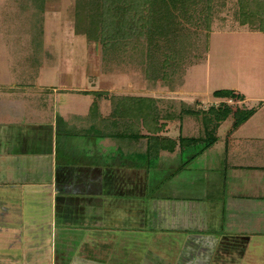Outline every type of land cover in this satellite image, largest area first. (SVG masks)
I'll list each match as a JSON object with an SVG mask.
<instances>
[{
  "label": "rangeland",
  "instance_id": "rangeland-1",
  "mask_svg": "<svg viewBox=\"0 0 264 264\" xmlns=\"http://www.w3.org/2000/svg\"><path fill=\"white\" fill-rule=\"evenodd\" d=\"M6 2L7 0H4V4ZM37 6L32 10L39 9ZM238 9V0H214L210 10L200 7L192 21L183 22L182 31L189 33L191 38L197 39V54L205 58L208 56V65L203 62L198 63L200 61L196 60L197 64L194 66L189 62L182 66V72L185 71L184 84L186 81V87L192 94L173 95L166 91L169 89L160 87L145 89L144 73L141 72L138 62H132L131 65L129 62L120 63L118 59L116 61L104 59L101 60L102 71L108 76L112 72L116 73L114 80L117 91L104 92L101 101L119 105L122 114L116 115L115 125H109L108 119L104 116L101 117L99 129L89 125L92 117L88 111V98L69 94L66 98L69 103L67 106L61 104L60 96L54 106L52 99L48 100L46 98L48 95L43 93L36 101L26 98V101L20 100L18 108L16 106L14 110H7L9 114H19L20 120L26 117L31 124L38 122L43 124L42 129L34 130V125L19 123L10 126L11 128L6 130L8 133L0 128L2 138H8V134L12 136V140L8 138L7 143L15 146L16 151L20 153L23 143L26 142L19 138L21 133L39 137V140L28 143L30 152L38 153L42 149L47 153L52 149L53 144L57 150V156L54 158V163H57L55 167L52 162L54 159L44 156L35 158L31 153L26 166L30 167L31 163L33 164L32 173L30 171L28 174L20 165H14L11 173L19 181L18 184L21 180L32 178L50 181L52 170L60 172L67 163H65L66 159L71 162L70 166H76L74 160L81 159L107 162L109 160L112 164H118L126 159L132 162L130 167L136 172L132 173L131 181L127 183L128 186L131 185V191L126 188L124 200L119 197L116 199V202H119L115 205L116 214H125L128 217L125 220L115 219L114 222H109V225L122 227L116 232H98L102 238L99 244H96L98 240L96 233L88 230L91 229L90 227L84 231L64 229L61 226L63 223L61 215L54 216L51 220L49 210L51 199L47 187L38 186L37 193L26 195V192H29L26 188L16 189L18 190L16 192L11 187L12 184L6 185V193L12 196L10 198L12 204L8 202L0 204V264H39L42 261L48 264H179V262L205 264V260L210 255L209 251L206 252L205 248L199 247L194 257H191L193 254L188 253L187 249V252L182 254L187 243L191 241L195 245H202V237H210L219 243L225 238L226 242L230 243L234 238V235L230 234L235 232L241 233L240 238H236L239 246L232 245V249L227 250L229 252H223V260L218 264H238L239 258L240 264H264L263 195L259 194L257 188L243 184L238 190L233 189L242 198L230 199L232 198L230 173L225 165L228 156H226V144L232 135H234L233 143L238 150H245L247 147L250 149L252 146L259 150L257 146L264 144L261 141H254V144L253 141H240L242 137L250 134L251 130L259 129L264 118V33L250 32L252 30L250 26L240 25ZM3 12L4 16L0 18V34L3 32V37L0 35V73L4 71L5 73L0 75V88L7 85L37 87L39 84L51 89L59 84L78 86L86 79L84 72L88 60L86 55L79 53V50L73 51L75 53L71 56L56 55L51 59L47 57L42 60L39 52L42 47L41 51L45 50L44 42L48 40L42 38L41 27L44 26V18L41 13L34 23H30L29 28L11 29L7 11L3 10ZM29 13L33 14V12ZM10 31H12L11 37H8L6 33ZM187 42L186 45L191 46L186 48L190 50L195 42L190 39ZM144 45L146 46V43ZM206 50L209 53L204 54ZM184 51L185 49L180 52L181 58ZM92 79L94 78L89 77L86 80L91 82ZM90 82L84 86L90 87ZM218 90H231L250 98L251 100L245 104H241L238 99L228 101V104L234 110L240 108L255 110V113L260 111L257 114L259 117H256L258 121L256 119L253 125L248 123L243 130L236 131L238 127L235 126V129V120L231 116L213 134V132L207 133L203 119L199 116H184L182 121L172 122L164 119L166 124L162 131L164 135L175 137L181 131L186 139L202 140L189 147L184 146L180 158L174 162L169 160L171 158L169 155L168 159H165L164 167L161 166L157 153L155 155L149 153L147 139H141L138 144L125 140L121 145L127 149L123 151L122 148L111 147L110 144L109 148L103 147L102 142H95L98 141L96 138L94 142L99 144L98 150H94L96 152L87 150L88 144L93 142L86 141L85 147H83L85 144H82V147L80 145L81 159L77 157L78 153L74 148L70 153L67 150L66 140L77 131L86 135L87 133L106 134V137L110 136L113 141H118L117 137L130 138L128 135L134 132L132 120H135L134 123L140 122L134 116L122 117L123 113L135 106L130 99L132 96L156 98L161 100L159 106L162 101L183 99L190 106L194 105L202 110L214 105L218 106L224 101L213 96ZM30 91H33L32 88ZM120 92L122 94L115 96ZM113 96L119 98L112 99ZM79 101L85 104L84 107L81 105L80 109H83L80 114H86L88 117L85 116L80 120L81 123L77 128H72L73 126L67 123L68 116H65L64 111L72 113L71 110L79 106ZM53 107L56 114L52 127ZM1 109L3 111L2 107ZM82 125H85V130L80 129ZM143 133L146 134L147 131L143 130ZM66 134L70 136L68 139ZM127 143H130L129 147L126 146ZM206 143L212 144L214 148L211 150L210 147L206 148ZM104 149L108 154L102 152H105ZM122 153L126 156H121ZM229 156L228 161L231 163L234 159L231 157L232 154ZM4 169L1 166L0 179L7 177ZM20 190L25 193V198L38 202L40 210L30 207V204H19L18 199L23 194ZM0 191H3L1 186ZM5 200L8 201V198ZM24 210L25 215L37 213L41 221L32 220L28 227H25L22 226L24 223L22 220L16 221L11 218L5 220L6 217L2 216L4 213L14 214L16 217V214L21 215ZM29 221L27 218V222ZM5 222L9 224L6 225ZM106 224L108 223L105 222L104 225ZM191 224L193 227H190ZM243 246H247L244 254L241 251V248L245 249ZM69 247L73 250L68 249ZM211 264L215 262L211 261Z\"/></svg>",
  "mask_w": 264,
  "mask_h": 264
},
{
  "label": "crops",
  "instance_id": "crops-1",
  "mask_svg": "<svg viewBox=\"0 0 264 264\" xmlns=\"http://www.w3.org/2000/svg\"><path fill=\"white\" fill-rule=\"evenodd\" d=\"M8 2V4H7ZM6 4H4V0H0V18L4 16L3 10L7 11L6 13L7 18L10 20V28L11 29H23V28H29L30 23H34L37 19L39 13L43 15L44 18V26L41 27L42 31V38L43 40H48V42H44L46 44L45 50H40L39 54L41 55L42 60L44 61L45 58L49 57V59L55 57L56 55H67L71 56V54H74L73 51H80L82 55H86L88 63L86 64V71L84 72V76L86 79L89 77L94 78L91 80H83L78 86L76 84L67 86V84H59L56 87L47 88L45 86H41L38 84L37 87H23L21 85H7L5 87L0 88V128L1 130L4 129L6 133L7 129H10L12 125H34V130L36 129H42L43 124L41 122H38L37 124H31L28 122V119L24 117V119L20 120V115H15L14 113L9 114L7 110H14V108L19 107L20 100L26 101V98H30L33 101H36L40 94L46 93L48 97H46L48 100L52 99L53 105L56 104L57 98L59 96L61 97V104H65L67 106L68 100L67 94L70 96H80L88 98L89 100V106L88 111H90V115L92 117V120L89 125L92 127H96L99 129V126L101 124L100 120L101 117H106L108 119V124L115 125L116 122V114L117 109H119V105L117 103H112L109 101L102 100L101 98L96 97L95 95L91 94L93 92H114L116 93V82L114 80V75L116 73H111L110 76L107 75V73H104L102 71V64H101V52L98 44H90L88 40L83 37L79 36L75 32V7H76V0H7ZM4 4V6H2ZM38 4V6H37ZM37 6L36 11H33ZM5 8V9H4ZM36 9V8H35ZM29 12H33L31 15ZM26 14V15H25ZM53 25V27H52ZM11 32L6 33L9 35L8 37H11ZM3 37V32L0 34ZM78 37V38H77ZM82 37V38H79ZM73 45V46H72ZM8 46V45H7ZM65 50L67 52L65 53ZM133 50H129L130 53ZM120 52H118L119 54ZM136 54L140 56L139 58H146L147 53V47L142 50L140 49L139 52H135ZM209 53V51H208ZM116 54V53H115ZM117 55V54H116ZM120 55V54H119ZM120 59L116 56L115 58H112V60ZM127 60V59H126ZM208 65V56L206 57L205 63ZM5 73V71L3 72ZM3 73H0L2 75ZM7 76V74L5 75ZM90 84V87L84 86L86 83ZM145 89H148V86L145 84ZM30 88H32L33 91H30ZM163 89V88H162ZM166 89V88H164ZM122 92L124 91L121 90ZM170 94L173 95H187L192 94L186 87V81L185 84L182 87H179L175 91L166 90ZM32 92V93H31ZM238 93V92H236ZM122 94L121 92L116 95ZM242 95V93H238ZM244 97V100L241 101V104H245L247 101L251 100L250 98L246 97L244 94L242 95ZM42 97V96H41ZM119 97V96H118ZM41 99V98H40ZM177 99V98H175ZM87 100V101H88ZM183 100V99H180ZM30 101V100H29ZM185 101V100H183ZM94 102L98 104V110L93 105ZM161 103V101H160ZM79 106H77V109H72V113H68L67 110L64 111L65 116L67 118V123L73 126L72 128H77V125H79L86 114H80V111H82L81 105L83 107L85 104H82V101H79ZM161 108L163 109L165 107V104L162 102L160 104ZM55 106V105H54ZM64 106V105H63ZM3 108V111L1 109ZM10 109H9V108ZM124 108V107H123ZM66 109V108H65ZM125 109V108H124ZM40 112V111H39ZM53 124L54 126V118H55V109L53 107ZM260 112V111H259ZM259 112L255 113L248 121L238 126L236 131L243 130L248 123L254 124V121H258L257 115ZM88 113V114H89ZM97 114V119H96ZM121 111H118V115H121ZM124 116L127 117L126 113H123ZM129 116V115H128ZM88 117V116H86ZM14 118V120H13ZM231 118V117H230ZM182 121V120H179ZM259 121L260 118H259ZM262 123L260 124L259 129H254V131L251 130L250 137L244 136L241 138L240 141H254L258 142H264V118L262 119ZM26 122V123H25ZM77 122V123H76ZM79 122V123H78ZM28 123V124H27ZM51 123V122H50ZM49 123V124H50ZM51 127V128H52ZM80 129L85 130V125H82ZM0 130V131H1ZM3 130V131H4ZM79 133L76 132L74 135H71V138L73 143L68 139L70 136L66 134V146L69 153L74 148V150L78 153L77 157L80 158V145L82 147V144H85L83 147L86 146V141L93 142L91 144H88L87 150L96 152L94 150H98L99 144L97 143H103V147L109 148V144L111 147H117L118 149H123L125 151L127 148L125 146H122L121 143L125 140H128L127 142L132 143L131 136L130 138L124 137H117L118 141H113L110 136L108 138L106 137V134H97V133H81L80 136ZM8 138L12 140V136L8 134ZM158 136L164 141V139H171L172 141L177 142V146L173 151H170L169 149H164L162 147L161 151L158 153V156L161 160V166L164 167L165 159H168L169 155L171 158L169 160L171 162H174V160L180 158L181 154L183 153L181 146L180 138H184L181 131L180 134L174 136H169L168 134L164 135L163 132L159 133ZM8 138H2L0 136V168L1 166L4 167L5 173L7 174L6 178L0 179V186L3 191H0V204L8 202L10 203L11 195H7L6 193V185L12 184L11 187H13V190L16 189H24L28 190L29 192H26L27 194H33L37 193L38 189H36L38 186L41 187H47L49 189V198L50 200V207L49 210L51 211V220L54 219V216L61 215V220L64 229L69 230H78V231H84L87 228H91L88 230H92V232L96 233L97 235V242L96 244L100 242L102 239L98 232H116V230L121 229V226L118 225H109V222H114L116 219L125 220L126 217H128L125 214L117 215L115 208L117 205L116 199L117 197L121 198V200H124L126 196V188H128L129 191H131V185L128 186L129 180L131 181V175L132 173H135L136 170H133L130 166H132V162L128 160H123L121 162L117 163H109L107 161H97V160H74L76 166H70V163L67 159L65 160L64 167L60 170L55 171L52 170L51 180H40L36 178H32L31 180H25L19 183L12 175L11 170L14 165H20L23 168V171L29 174V172L33 171V164L31 169L30 167L26 166V164L29 161V157H31V154H33V157L39 158V157H50L54 159L57 156V150H55V145L53 144L52 149L48 151L47 153H44L42 149L38 153L30 152V147L28 146L31 141L34 142L36 140H39V137H33V136H26L23 133L19 136L24 141V146L20 149L21 152L19 153L16 151L15 146L9 145L7 143ZM98 138V141L94 140ZM229 138V137H228ZM234 135L231 136V138L228 139V144H226V161L225 163L227 169L229 168L230 173V189H231V196L233 200H236L238 198H242V196H239L236 191L233 189L235 188L238 190L240 185L247 184V186L255 187L258 189L259 194L263 195L264 200V144L259 147V150H256L255 147L252 146V148L238 150L237 147H235V144L233 143ZM41 140V139H40ZM237 140V139H236ZM9 141V140H8ZM89 142V143H90ZM130 143H127L126 146L129 147ZM250 143V142H249ZM248 143V144H249ZM22 144V145H23ZM113 144V145H112ZM120 144V146H119ZM234 144V145H233ZM21 145V146H22ZM33 145V144H32ZM30 145V146H32ZM115 145V146H114ZM125 145V144H124ZM187 147L191 145H186ZM237 146V144H236ZM214 148L211 146L209 149ZM102 151L103 153H107L106 149ZM43 151V152H42ZM252 153V156H251ZM99 158L101 155H99V152L97 153ZM108 154V153H107ZM230 154H232L231 157H233L234 161L229 163L228 159L230 158ZM126 156L125 154H121V156ZM68 156V155H67ZM94 156V155H93ZM92 156V158H94ZM97 156V157H98ZM167 156V157H166ZM115 161V160H114ZM224 161V160H223ZM53 162V166L55 167L57 163L55 164V159ZM116 162V161H115ZM177 171V170H176ZM65 172V173H64ZM247 178V179H246ZM128 179V180H127ZM227 181V179L225 178ZM120 184H118V183ZM4 185V186H2ZM118 185V186H117ZM248 187V188H249ZM119 188V189H117ZM21 191V190H20ZM18 192V190H16ZM22 192V191H21ZM20 192V193H21ZM23 193V192H22ZM25 193L22 194V196L18 199L19 204L27 205L30 204V207H35L36 209L40 208L38 202H34L33 200L25 198ZM3 197L8 198V201L3 199ZM29 197V195H28ZM189 204L191 199L189 198ZM28 202V203H27ZM31 202H33L35 205H33ZM193 202V201H192ZM130 206H128L129 208ZM40 210V209H39ZM126 210V209H125ZM131 211V209H128ZM191 209H189L190 211ZM2 216L5 218V220H8L9 218L14 219L16 221L22 220L24 223L22 226H27L28 224L34 220L35 222L41 221L38 217L39 215L33 214V215H25L24 212L21 213V215H17L14 217V214H2ZM20 216V217H18ZM225 216V213H224ZM36 217V218H34ZM27 218H29V222H27ZM73 222H76L75 225ZM105 222L108 224L104 225ZM3 223V222H2ZM6 225H8V222H5ZM32 227V225H31ZM190 227H193L191 224ZM189 227V228H190ZM230 234V233H229ZM230 235H234V238H232L230 243H227L225 238L220 241H213L210 237H202L203 240L202 245L198 244L195 245L191 241L187 243L184 249L188 250V253L193 254L192 256L197 254L199 247L205 248L206 252L209 251L210 255L209 258L205 260V264H211V261H214L215 264H218L219 261L222 262V253L223 252H229L227 250L232 249V245H237L238 242H236V238H240L241 233L235 232L234 234L231 233ZM105 241V240H103ZM236 242V243H233ZM101 243V242H100ZM105 244V243H103ZM189 244V245H188ZM245 244V243H244ZM108 245V244H107ZM196 247V248H195ZM245 249L243 250L241 248L242 253L244 254L247 250V246H243ZM68 249H72L69 247ZM73 250V249H72ZM73 252V251H72ZM187 252V251H186ZM217 253V254H216ZM191 256V257H192ZM57 260V258H56ZM240 258L238 259V264L241 262ZM43 262V263H42ZM38 262L39 264H48L47 262Z\"/></svg>",
  "mask_w": 264,
  "mask_h": 264
},
{
  "label": "trees",
  "instance_id": "trees-1",
  "mask_svg": "<svg viewBox=\"0 0 264 264\" xmlns=\"http://www.w3.org/2000/svg\"><path fill=\"white\" fill-rule=\"evenodd\" d=\"M213 1L76 0L75 32L85 37L90 44L99 45L102 61L120 56L118 59L120 63L129 62L132 65V62H138L141 72L144 73L145 84L149 88L160 87L175 91L184 85L185 71L182 72V66L187 62L194 66L197 61H200L198 63L206 61L205 57L202 56V58L197 54L196 37L191 38L189 33L182 31L183 22L192 21L200 7L210 10ZM238 7L240 25L250 26L252 28L250 32L264 33V0H238ZM189 39L195 44L187 50L191 46L186 45ZM145 43L148 55L142 59L135 52L143 50ZM184 49L181 58L180 52ZM129 50H133V53ZM91 94L98 98L105 95L104 92ZM213 96L224 101L218 106L214 105L202 110L180 99L162 101L165 104L162 109L159 106L161 100L146 96H132L130 99L135 106L133 104L134 108L126 112V115L140 120L139 123H134L135 120H132L134 132L130 133V136L133 143L138 144L141 139H147L149 153L158 155L162 147L173 151L177 146L176 141L166 138L163 141L158 136L166 126L165 120L172 122L182 120L184 116H199L203 119L207 133L215 134L221 124L231 116L235 120L234 127H238L255 114V110L240 108L234 110L228 104L230 100H244V97L235 91L218 90ZM116 98L112 97V99ZM93 105L98 109L96 102ZM118 111L121 110L117 109V114ZM143 130L147 133H143ZM200 141L202 140L180 138L179 143L184 147ZM211 146L212 144L206 143V148ZM185 251L187 250L183 249L182 254ZM179 264L182 263L179 262Z\"/></svg>",
  "mask_w": 264,
  "mask_h": 264
},
{
  "label": "built area",
  "instance_id": "built-area-1",
  "mask_svg": "<svg viewBox=\"0 0 264 264\" xmlns=\"http://www.w3.org/2000/svg\"><path fill=\"white\" fill-rule=\"evenodd\" d=\"M231 101V100H230Z\"/></svg>",
  "mask_w": 264,
  "mask_h": 264
}]
</instances>
